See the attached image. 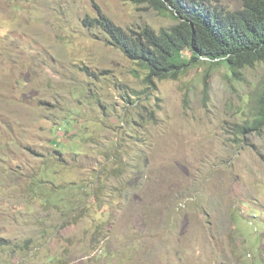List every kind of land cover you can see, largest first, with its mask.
Here are the masks:
<instances>
[{
	"label": "rangeland",
	"instance_id": "374dc122",
	"mask_svg": "<svg viewBox=\"0 0 264 264\" xmlns=\"http://www.w3.org/2000/svg\"><path fill=\"white\" fill-rule=\"evenodd\" d=\"M100 13L177 23L151 0H0V264H264V126L244 129L264 61L152 84Z\"/></svg>",
	"mask_w": 264,
	"mask_h": 264
},
{
	"label": "trees",
	"instance_id": "16d2710c",
	"mask_svg": "<svg viewBox=\"0 0 264 264\" xmlns=\"http://www.w3.org/2000/svg\"><path fill=\"white\" fill-rule=\"evenodd\" d=\"M236 1L241 7L227 9L207 0H151L156 9L177 20L160 30L149 25L126 29L104 13L88 16L84 23L101 29L110 44L146 67V79L152 84L155 78L178 77L202 61L212 65L225 61L232 77L240 79L245 67L264 61V0ZM208 78L209 73L206 91ZM255 101L259 113L254 123H246V130L264 126V84Z\"/></svg>",
	"mask_w": 264,
	"mask_h": 264
}]
</instances>
